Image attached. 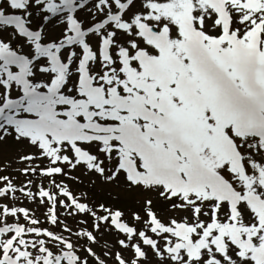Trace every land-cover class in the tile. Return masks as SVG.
<instances>
[{
  "label": "snow or ice",
  "instance_id": "obj_1",
  "mask_svg": "<svg viewBox=\"0 0 264 264\" xmlns=\"http://www.w3.org/2000/svg\"><path fill=\"white\" fill-rule=\"evenodd\" d=\"M0 264H264V0H0Z\"/></svg>",
  "mask_w": 264,
  "mask_h": 264
}]
</instances>
